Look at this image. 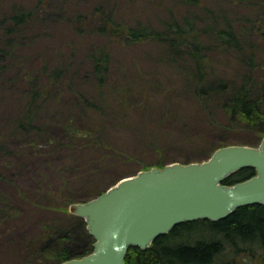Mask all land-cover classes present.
Returning a JSON list of instances; mask_svg holds the SVG:
<instances>
[{
	"label": "trees",
	"instance_id": "16d2710c",
	"mask_svg": "<svg viewBox=\"0 0 264 264\" xmlns=\"http://www.w3.org/2000/svg\"><path fill=\"white\" fill-rule=\"evenodd\" d=\"M10 3L9 12L0 18V84L12 88L21 101L11 131L1 133L0 151L17 137L35 146L42 144L47 135L41 124H46L55 136L52 142L58 144L53 148L49 142L54 152L89 157L84 158L83 165L72 168L73 181L79 185L98 181L96 176L101 169L94 165L101 167L109 161V166L121 170L136 162L137 155L106 140L108 127L98 115H110L112 105L132 107L136 106V100L144 104L150 100L145 94L142 99L135 98L131 90L110 94L108 89L113 73L125 72L126 64L138 58L136 48L149 44L157 48L150 52L153 56L180 71L182 85L191 88L201 103H215L216 111L226 116L230 129L247 132L254 141H229L203 150V144L193 146L198 142L193 136L178 135L161 141L160 134L151 133L142 148L154 151L156 159L148 164L141 162L134 172L122 169L121 178L175 162H203L217 149L229 145L258 147L264 138V0H11ZM37 31L57 37L58 56L33 63L34 66L31 64L34 57L24 49L36 40ZM217 52L227 54L239 66L229 77L216 73L209 65V54ZM147 56L146 53L140 57ZM81 81L91 82L94 90L79 89ZM64 101L67 105L61 110ZM45 106L53 109L50 120L54 122L42 120ZM216 111L213 110L215 117ZM173 148L183 152L182 157L166 160L165 155ZM255 174L254 168H245L228 177L224 184L234 185ZM115 183L93 191L92 197L84 201L101 195ZM75 202L71 200L60 209L65 217L78 221L82 234L73 221L66 227L43 223L37 236L26 235L21 239L25 247L20 254L13 257L0 251V264H60L90 254L95 240L85 220L70 214L69 207ZM39 209L32 203L27 205L23 198L20 204L17 201V206L0 201V246L6 242L17 244L16 236L24 234L23 229ZM244 247L264 250L263 205L239 208L217 222L198 220L180 224L158 237L146 250L130 247L126 263L226 264V253L233 256Z\"/></svg>",
	"mask_w": 264,
	"mask_h": 264
},
{
	"label": "rangeland",
	"instance_id": "374dc122",
	"mask_svg": "<svg viewBox=\"0 0 264 264\" xmlns=\"http://www.w3.org/2000/svg\"><path fill=\"white\" fill-rule=\"evenodd\" d=\"M11 0H0V18L9 12ZM36 30V29H35ZM36 40L27 44L24 49L28 54L34 57L32 65L38 64L43 59H56L57 37L47 33L42 34L37 31ZM2 32L0 31V37ZM48 35V36H47ZM33 35L27 38L28 42ZM2 42H0V45ZM156 48L155 45H143L136 48L135 54L137 59L130 60L126 64L125 72L117 70L111 77L109 93H121L132 91L135 98L142 99V96H149L146 104L136 100V106L119 105L113 106L110 115L102 118L104 124L108 127L107 141H110L116 148L123 151H129L137 155L136 162L126 164L122 169L137 170L142 163H151L156 159V153L153 151H144L145 139L151 133L157 136L160 134L161 141L169 140L168 137L185 136L198 138L193 146L203 144L205 149L212 148L220 143L234 142H253L254 138L247 132L232 130L227 126V118L213 102L204 105L192 94L191 88H185L182 85L183 75L178 74L180 71L176 67L161 62L150 52ZM157 49V48H156ZM148 54L142 59L141 54ZM41 55V58L37 57ZM209 65H212L216 73L229 77L232 72L239 68L237 62L226 57L227 54L222 52L209 54ZM38 58V60H36ZM34 63V64H33ZM35 66V65H34ZM235 73V72H234ZM184 83V82H183ZM79 89L88 92L94 90L91 82L79 84ZM21 101L20 95L7 85L0 84V141L2 142L1 133H9L12 128V119L16 114ZM67 101H64L61 110L65 109ZM54 108V105H53ZM52 108L44 107L42 120L45 123L54 122L52 117ZM215 110L216 117L213 115ZM115 111V113H113ZM98 118V117H97ZM220 118V119H219ZM100 119V118H99ZM46 133L42 144L33 145L26 143V140L17 137L15 141L5 144L0 151V201L9 205L20 204L22 198L27 205L32 203L39 206L33 221L24 224L25 232L16 236V244L0 246V251L9 256H16L23 251L22 238L26 235L35 237L41 231V224L66 227L73 220L65 217L63 210L68 202L73 200L83 202L92 197L93 191L106 188L115 183L122 177L121 170L115 166H109V161L94 167L98 170L97 179L94 183L79 185L75 183L72 176L74 175L73 167L83 165L84 158L80 154L70 155V152L57 153L52 149L57 147V143L52 142L55 136L51 133V128L46 124H41ZM157 126V127H156ZM35 137V136H34ZM36 140V139H33ZM37 140L38 142H41ZM160 141V142H161ZM53 148L51 147V144ZM207 145V147H205ZM38 150V152H36ZM139 151V153H137ZM114 155V152H112ZM183 152L173 148L165 155L166 160L181 158ZM192 154V152L190 153ZM75 164V165H74ZM93 170L95 168L91 167ZM123 172V170H122ZM30 202V203H29ZM8 206V205H7ZM49 206V207H48ZM59 207V208H58ZM28 220V218H25ZM78 221H73L75 229L82 234L78 227ZM28 230V231H27ZM80 238V235H78ZM239 249L238 253L233 256L228 255L227 247L226 264H264V250L260 248L244 247ZM250 250V251H249Z\"/></svg>",
	"mask_w": 264,
	"mask_h": 264
},
{
	"label": "water",
	"instance_id": "95a60500",
	"mask_svg": "<svg viewBox=\"0 0 264 264\" xmlns=\"http://www.w3.org/2000/svg\"><path fill=\"white\" fill-rule=\"evenodd\" d=\"M245 168H254L256 175L224 184ZM256 204L264 206V138L258 147H221L203 162L142 170L92 200L73 203L69 211L86 221L94 249L60 264H127L130 247L146 250L180 224L217 222Z\"/></svg>",
	"mask_w": 264,
	"mask_h": 264
}]
</instances>
